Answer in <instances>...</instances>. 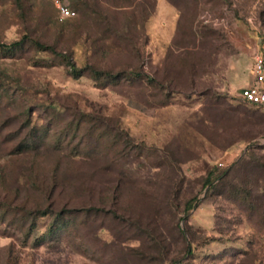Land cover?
I'll use <instances>...</instances> for the list:
<instances>
[{
  "label": "rangeland",
  "instance_id": "374dc122",
  "mask_svg": "<svg viewBox=\"0 0 264 264\" xmlns=\"http://www.w3.org/2000/svg\"><path fill=\"white\" fill-rule=\"evenodd\" d=\"M82 1L0 0V264H264V0Z\"/></svg>",
  "mask_w": 264,
  "mask_h": 264
},
{
  "label": "trees",
  "instance_id": "16d2710c",
  "mask_svg": "<svg viewBox=\"0 0 264 264\" xmlns=\"http://www.w3.org/2000/svg\"><path fill=\"white\" fill-rule=\"evenodd\" d=\"M82 3L83 1L82 0H69V8L74 12L75 9L79 10L80 7H82ZM24 44V41L21 40L19 42H16L10 46H5V45H2L0 44V49L1 50H5L7 52L10 51V48H13V47H18V48H21V46ZM31 44L39 49V50H42V51H47L49 52L50 54H52L53 56H57L59 57L63 64L65 65V67L68 68V72L70 75H72L74 78H79L80 76L83 75V72H88L89 76L93 79V80H98L99 78L101 77H105L107 80H117L118 78H121L122 76H125L126 78H141L142 77V74L141 73H136V72H131V73H126L125 75H114V74H111L109 72H102V71H97L95 69H93L92 67H86V68H81V69H78L74 63V61L70 58L69 55L67 54H62V53H58L54 47L52 46H48V45H44V44H41L40 42L38 41H33L31 42ZM103 77V78H104ZM150 82H153L152 79H148ZM239 93V92H238ZM238 98L239 100L245 104V105H248V106H251V107H255V108H263V106H257V105H252V104H249V103H246L244 102L240 97H239V94H238ZM209 179H210V175H208L207 177V180L206 182H209ZM44 214H47V213H44ZM69 221H64V218H62V215H57V217H55L53 220H52V223L49 225L48 227V232H47V236L50 235V234H53V232H55L56 229H60V228H63L64 226H66L68 224Z\"/></svg>",
  "mask_w": 264,
  "mask_h": 264
},
{
  "label": "built area",
  "instance_id": "2783aa9c",
  "mask_svg": "<svg viewBox=\"0 0 264 264\" xmlns=\"http://www.w3.org/2000/svg\"><path fill=\"white\" fill-rule=\"evenodd\" d=\"M49 1L61 20L74 16L69 8V0ZM250 72L252 83L239 90V97L246 103L264 107V46L253 56Z\"/></svg>",
  "mask_w": 264,
  "mask_h": 264
},
{
  "label": "crops",
  "instance_id": "0c3cea01",
  "mask_svg": "<svg viewBox=\"0 0 264 264\" xmlns=\"http://www.w3.org/2000/svg\"><path fill=\"white\" fill-rule=\"evenodd\" d=\"M252 77H251V72H250V75L247 77V79L244 80L243 84H242V87L248 85L249 81H251Z\"/></svg>",
  "mask_w": 264,
  "mask_h": 264
}]
</instances>
